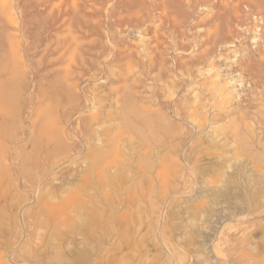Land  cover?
<instances>
[{
  "label": "rangeland",
  "instance_id": "rangeland-1",
  "mask_svg": "<svg viewBox=\"0 0 264 264\" xmlns=\"http://www.w3.org/2000/svg\"><path fill=\"white\" fill-rule=\"evenodd\" d=\"M0 264H264V0H0Z\"/></svg>",
  "mask_w": 264,
  "mask_h": 264
}]
</instances>
